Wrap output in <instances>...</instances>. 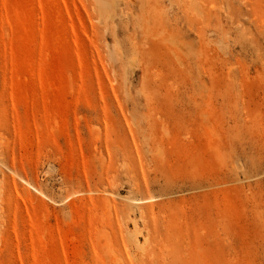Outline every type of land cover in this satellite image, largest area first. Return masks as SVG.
Segmentation results:
<instances>
[{
  "label": "rangeland",
  "instance_id": "374dc122",
  "mask_svg": "<svg viewBox=\"0 0 264 264\" xmlns=\"http://www.w3.org/2000/svg\"><path fill=\"white\" fill-rule=\"evenodd\" d=\"M0 264H264V0H0Z\"/></svg>",
  "mask_w": 264,
  "mask_h": 264
},
{
  "label": "bare ground",
  "instance_id": "6f19581e",
  "mask_svg": "<svg viewBox=\"0 0 264 264\" xmlns=\"http://www.w3.org/2000/svg\"><path fill=\"white\" fill-rule=\"evenodd\" d=\"M208 16V15H207ZM25 182H27V181H25ZM28 183V182H27ZM15 187H16V189H18V186L16 185V183H15V181H13V183H12ZM125 233H127L126 231H125ZM137 239V238H136ZM138 240V239H137ZM134 241V240H133ZM137 242V241H136ZM137 244H139L138 242H137Z\"/></svg>",
  "mask_w": 264,
  "mask_h": 264
}]
</instances>
